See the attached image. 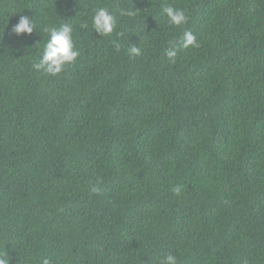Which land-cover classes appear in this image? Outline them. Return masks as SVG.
<instances>
[{
	"label": "trees",
	"instance_id": "16d2710c",
	"mask_svg": "<svg viewBox=\"0 0 264 264\" xmlns=\"http://www.w3.org/2000/svg\"><path fill=\"white\" fill-rule=\"evenodd\" d=\"M99 7L117 18L109 36L92 29ZM21 15L31 35L12 33ZM63 23L80 55L52 77L32 63ZM184 31L199 47H179ZM169 251L264 264V0H0V254L157 264Z\"/></svg>",
	"mask_w": 264,
	"mask_h": 264
},
{
	"label": "clouds",
	"instance_id": "9594fccd",
	"mask_svg": "<svg viewBox=\"0 0 264 264\" xmlns=\"http://www.w3.org/2000/svg\"><path fill=\"white\" fill-rule=\"evenodd\" d=\"M162 12L166 15L167 21L170 25L182 26L187 23V16L184 10L172 7L170 5H162ZM121 16H133V10H120ZM92 29L99 36H109L113 33L117 26V18L105 7H99L94 10L91 18ZM87 27V25H83ZM36 26L29 17L21 15L18 22L12 26L11 31L17 36L22 34L31 35ZM48 39L43 47L42 53L39 55L38 60L32 63V68L41 71L45 75L52 77L59 76L67 66L74 64L79 55V50L75 47L73 42V27L71 24L63 23L59 27L46 28ZM118 35H123L118 34ZM117 51L120 50L121 44L117 41L113 42ZM182 49L190 47H199L196 36L191 31H184L182 40L179 45ZM130 56L141 55V49L135 44L130 45L128 48ZM167 58L175 63L177 57V49L175 47L169 48L166 51ZM101 188L98 185L91 187L92 193H99ZM179 192V189H177ZM9 255L0 254V264H9ZM40 264H53L49 257L41 259ZM157 264H177V257L172 252H165L157 259Z\"/></svg>",
	"mask_w": 264,
	"mask_h": 264
}]
</instances>
